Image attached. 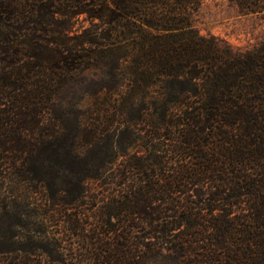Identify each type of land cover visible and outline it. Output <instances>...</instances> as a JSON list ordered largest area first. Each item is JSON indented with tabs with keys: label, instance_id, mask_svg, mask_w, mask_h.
Segmentation results:
<instances>
[{
	"label": "trees",
	"instance_id": "obj_1",
	"mask_svg": "<svg viewBox=\"0 0 264 264\" xmlns=\"http://www.w3.org/2000/svg\"><path fill=\"white\" fill-rule=\"evenodd\" d=\"M201 1L0 0V197L59 223L16 247L15 211L0 264H264V38L201 34Z\"/></svg>",
	"mask_w": 264,
	"mask_h": 264
},
{
	"label": "rangeland",
	"instance_id": "obj_2",
	"mask_svg": "<svg viewBox=\"0 0 264 264\" xmlns=\"http://www.w3.org/2000/svg\"><path fill=\"white\" fill-rule=\"evenodd\" d=\"M86 25H88L86 22H79L75 24L74 28L80 29V27ZM193 25L201 34L217 36L225 43L235 48L251 47L264 38V17H260L255 14H242L230 0H202L194 13ZM79 92L80 90L77 88L72 90L74 96H76ZM72 93L70 92L69 96H71ZM87 101L90 100L87 99ZM121 147L125 153L128 154L141 149L140 142L138 141L125 142L121 144ZM14 185V183L9 182V179L4 180L1 184L3 194L0 197V207L1 205H4L5 209L9 210L11 213L8 212L9 215L5 216L3 215L5 210H1L0 208V230L10 226L12 221L11 214L16 211V219L18 220L20 226H11L12 229H16L21 233V236L14 239V245L16 247L30 245V243H39V238L35 237L36 232L33 233L32 230H46L48 235L52 233L56 234L59 230V223L52 221L45 222L44 225H40L37 223V219L26 218V216L22 214V209L25 208L24 205L32 207L34 201H36V203L44 202L43 196H41L42 192L40 191L42 188L33 187L32 185L30 186L27 182L22 185L24 189L26 186H29L30 188L32 187L31 189H33V191L38 189L40 192H27L28 197L25 198L17 197L16 199H10L3 197L4 195H7L6 191H12L15 194L12 190ZM92 186L93 190L96 189L95 185ZM27 236H29V238ZM18 253L22 258H39V256L33 254H29L26 257V254L24 255L22 252ZM149 264L155 263L154 261H150ZM167 264L174 263L169 262Z\"/></svg>",
	"mask_w": 264,
	"mask_h": 264
}]
</instances>
